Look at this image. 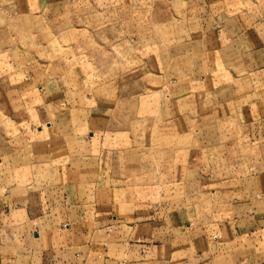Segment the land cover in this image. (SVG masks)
Returning <instances> with one entry per match:
<instances>
[{
    "label": "crops",
    "instance_id": "0c3cea01",
    "mask_svg": "<svg viewBox=\"0 0 264 264\" xmlns=\"http://www.w3.org/2000/svg\"><path fill=\"white\" fill-rule=\"evenodd\" d=\"M118 2L123 11L131 6L130 0ZM25 5L19 0L13 3L9 26L17 32L23 21L34 22L36 32L52 29L57 18L65 17L68 27L77 23L70 15V9L77 7L74 0H64L63 16L51 18L21 12ZM115 22L105 17L101 25ZM233 22L222 23V30ZM255 34L264 36V24L254 26ZM180 37L166 34L164 46L144 47L135 59L139 75L131 82L123 83L116 74L88 73L83 79L76 74L72 81L55 82L56 92L44 101L41 94L46 88L28 93L17 120L50 123L27 130L26 140L31 143L24 147L23 157L9 149L0 151V264H264V88L260 84L238 100L243 112L234 117L247 126L226 129L225 136L232 139L221 141L219 147H205V152L211 149L219 158L208 154L203 162L202 151L190 139L187 147L163 151L169 167L152 188L123 190L115 178L119 163L121 168L131 167L127 156L148 152L150 128L158 120L180 115L182 106L165 91L174 90L188 74L207 78L211 72L206 57L210 49L219 47H208L206 41H195L194 47L188 44L190 60L184 66L179 56L168 58V49L181 45ZM250 44L253 51L245 46L242 58L264 53L260 43ZM225 49L222 53L233 55L229 46ZM4 53H0V73L7 68ZM237 67L240 71L244 63ZM159 98L165 103L154 106ZM207 103L219 104L209 99ZM126 106L130 114L122 112ZM153 106L160 119L151 117ZM88 107L92 111L84 112ZM227 114L221 120L231 119ZM105 116L129 120L128 128L116 127L104 143L96 133L89 139L82 136L84 129L78 127L79 122L84 126L82 117L101 121ZM218 120L211 119L208 125ZM205 129L212 137L222 133Z\"/></svg>",
    "mask_w": 264,
    "mask_h": 264
},
{
    "label": "rangeland",
    "instance_id": "374dc122",
    "mask_svg": "<svg viewBox=\"0 0 264 264\" xmlns=\"http://www.w3.org/2000/svg\"><path fill=\"white\" fill-rule=\"evenodd\" d=\"M14 1L0 0V53L5 52L7 65L6 70L0 73V151L9 149L8 152L23 157L26 154L24 147L31 143L29 138L26 140L27 130L46 128L50 123L34 125L29 121L24 123L17 120L16 115L24 112V99L28 93L39 92L44 87L47 89L41 94L44 101L45 97L56 92L55 82L60 78H70L72 81L76 74H81L80 79L85 78L88 73L105 77L116 74L121 76L123 83L131 82L139 75L136 60L144 47H154L158 43L164 46L166 34L181 36V45H172L167 53L171 60H176L179 56L183 66L190 60L189 43L194 47L195 41H206L211 44L208 47H219L220 50L208 51L206 59L212 66L207 78L204 74V78L188 74L174 90L165 91L172 94V100L182 106L180 115L158 120L150 128L148 152L138 155L134 153L125 158L132 164V168H121L122 163H119L115 178L123 190L134 187L142 192L143 187L152 188L162 181L163 172L167 173L169 167V156L163 151L172 147H187L190 139L193 147L197 146L202 151L205 162V157L214 153L211 149L205 152L206 148L219 147L222 145L221 141L232 139L231 136H225L226 129L247 126L246 122L237 121L234 117L238 112H243L239 107V97H248L259 84L261 90L264 88L263 51L259 57H241L245 53L244 47L250 46L252 41L260 43L261 49L264 48V41L259 42V38L264 36L254 35V26L264 24V0H130L131 6L125 11L119 8L117 0H74L77 7L70 9L72 20L77 21L73 24L74 27H68L64 17L57 18L52 29L37 32L34 30V22L23 21L18 32L9 26ZM21 1L25 4L27 2L21 12L25 9L34 17L51 18L57 14L63 16L64 0ZM21 1L19 0L20 3ZM116 9L121 12L114 14ZM75 15L82 18V24ZM105 17L112 18L114 22L116 18L118 22L103 26L101 23ZM231 20L235 25H229L223 31L221 24ZM227 46L233 55L222 53ZM246 51L251 53L253 50L250 46ZM236 54H239L238 59L233 58ZM243 63L244 68L239 67L240 71H237V65ZM223 64V68L219 67ZM236 79L241 81L235 84ZM208 99L211 103L217 101L219 104L206 105ZM157 103L161 105L165 102L159 98L154 106ZM154 106L151 117L155 118L156 115L160 119V112L158 110L157 114ZM91 111V107L84 110ZM122 112L130 114V106L124 107ZM212 112L217 117H210L214 115ZM226 113H229L227 117L231 119L221 120ZM214 118H218V122L208 125ZM81 119L84 126L79 122L78 127L84 129L82 136L89 139L96 133L103 143L112 136L113 129L128 128L129 125V120L115 121L106 116L101 121L91 120L92 117ZM205 128L222 130V133H218V137H212ZM159 144L160 147L157 148ZM213 155L215 158L221 156L219 153ZM109 172L112 173V165ZM203 173L201 170V174Z\"/></svg>",
    "mask_w": 264,
    "mask_h": 264
}]
</instances>
